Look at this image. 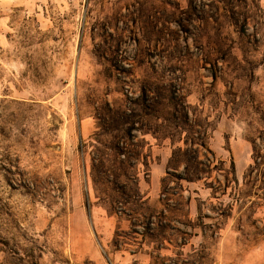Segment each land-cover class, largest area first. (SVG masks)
<instances>
[{"label": "rangeland", "instance_id": "rangeland-1", "mask_svg": "<svg viewBox=\"0 0 264 264\" xmlns=\"http://www.w3.org/2000/svg\"><path fill=\"white\" fill-rule=\"evenodd\" d=\"M104 118L142 157L98 196ZM0 264H264V0H0Z\"/></svg>", "mask_w": 264, "mask_h": 264}, {"label": "trees", "instance_id": "trees-1", "mask_svg": "<svg viewBox=\"0 0 264 264\" xmlns=\"http://www.w3.org/2000/svg\"><path fill=\"white\" fill-rule=\"evenodd\" d=\"M187 118V124L189 125L190 122V116L187 112L185 113ZM113 120V119H112ZM124 121V119H122ZM189 120V122H188ZM130 123V122H129ZM98 124L99 131L95 134L96 142L93 144L94 151H93V157L91 161V175H92V182L94 186V190L96 194L99 196L102 193L105 194L104 188L107 184H118L117 181L124 176L131 182L137 181V165L135 162H140L142 153L137 151V149H129L127 146H125L126 137H124L123 132H125L123 126H125L126 123L118 124L113 123L107 118L100 119ZM187 125V126H188ZM128 126V125H126ZM130 128L126 129L127 137L131 138L132 140H135L136 135L133 134V132H137L140 134H144L143 129H137L135 125L131 124L129 125ZM128 126V127H129ZM176 129H184L181 126L176 127ZM168 138L172 139V143L176 144L177 140L174 139V137L170 134L163 135L158 140H166ZM179 142H184L182 147H178L176 150H174V157H181L184 160L183 161V167H184V174L178 175L176 171L177 169H174V172H171L168 170V176L174 177L177 181H193L197 182L202 180V171L198 169L200 166H204L206 168H209L212 170L211 164H213L214 160V154H212V151L207 147V143L205 140V137L203 136H197L194 137V135L187 134L184 138L179 139ZM135 144H133L134 146ZM202 151H205L207 153L212 154V158L208 156V154H203ZM189 156H192L193 162L189 159ZM202 156L205 158L202 160ZM263 156L260 155V153L256 152V156L254 158L255 164L254 166L249 167L247 170V173L245 175V180L247 179H253V173L254 170H256L261 165V160ZM191 163V165H190ZM209 166H208V165ZM196 165V166H195ZM194 166V167H193ZM195 168V171L192 169ZM232 164V169H233ZM205 174H208V171H206ZM110 177H114V181L110 180ZM220 181H218L217 185L220 187ZM215 190L214 188H212ZM137 191V192H136ZM117 190H113V194H109L108 198L111 200V205L108 208V211L110 213H113L118 215V212L116 210L115 205L118 203V198L120 196L119 193H117ZM121 194H127L126 191L122 190ZM134 195L140 196L138 189L134 191ZM169 205L165 210H168Z\"/></svg>", "mask_w": 264, "mask_h": 264}]
</instances>
